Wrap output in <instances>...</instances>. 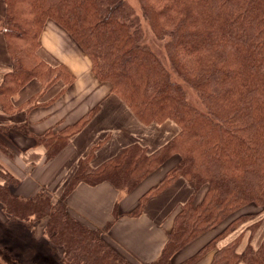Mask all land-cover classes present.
Wrapping results in <instances>:
<instances>
[{
	"label": "trees",
	"instance_id": "16d2710c",
	"mask_svg": "<svg viewBox=\"0 0 264 264\" xmlns=\"http://www.w3.org/2000/svg\"><path fill=\"white\" fill-rule=\"evenodd\" d=\"M138 1L142 15L128 0H4L0 31L13 64L0 84L4 111L19 108L12 97L33 77L45 88L61 77L71 82L65 67H51L37 54L40 33L52 19L90 55L97 77L110 81L113 92L142 122L172 119L179 126L178 133L153 152L135 143L98 166L91 164L92 155L81 159L55 201L44 189L33 197L17 195L19 179L1 172L5 182L0 183V205L7 220L26 223L47 217L44 235L58 264H138L109 240L112 221L86 226L71 216L66 197L79 183L106 181L129 191L177 155V162L130 213L141 214L149 199L179 177L193 189L174 216L160 256L145 264H173L175 253L226 220L225 227L178 264H196L211 250V264H264V239L258 248L249 241L239 251L246 231L219 246L257 215L241 212L243 207L255 203L264 209V0ZM143 18L163 42L162 54L148 43ZM189 88L204 109L190 100ZM95 111L58 132L33 134L26 124L19 127L53 157ZM5 127L0 125V133ZM0 147L7 150L1 137ZM200 190L205 193L195 201ZM260 223L255 219L247 227L250 236ZM32 228L27 227L31 234ZM0 264L21 263L0 243Z\"/></svg>",
	"mask_w": 264,
	"mask_h": 264
},
{
	"label": "crops",
	"instance_id": "0c3cea01",
	"mask_svg": "<svg viewBox=\"0 0 264 264\" xmlns=\"http://www.w3.org/2000/svg\"><path fill=\"white\" fill-rule=\"evenodd\" d=\"M4 13L5 3L0 0V15ZM37 54L51 67H65L72 80L68 82L61 77L45 88L40 79L33 77L12 97L13 104L19 108L6 112L0 105V125H6L0 137L7 149L0 147V183L5 182L1 172L12 173L20 180L17 187L19 195L33 197L45 187L56 199L81 159L92 155L91 164L98 166L120 149L135 143L153 152L178 133L179 126L172 119L149 125L141 122L122 97L113 92L111 82L97 77L90 55L52 19L47 20L40 33ZM12 67L5 35L0 32V84ZM29 100L30 103H27ZM93 109L96 111L88 122L51 159L47 158L45 146L37 144L32 134H25L19 127L26 124L33 134L58 132L79 122ZM169 160L175 164L178 156H171L165 163ZM160 167L126 192L106 181L96 185L79 183L67 197L69 213L90 228L102 227L112 221L108 236L113 244L138 264L155 261L168 240L174 216L193 195L187 180L179 177L160 194L149 199L141 214H130L140 196L167 172L168 168L161 174ZM199 194L196 195L198 200L203 196ZM116 207L118 216L114 214ZM254 207L249 204L241 209V212L255 211L257 215L220 241L219 246L243 231L246 232L239 251L244 250L249 241L256 248L261 245L264 239V210ZM255 219H261V223L250 236L247 227ZM222 225L207 231L175 253L172 263L178 264L194 254L220 231ZM213 255L214 250L207 252L196 264H211Z\"/></svg>",
	"mask_w": 264,
	"mask_h": 264
},
{
	"label": "rangeland",
	"instance_id": "374dc122",
	"mask_svg": "<svg viewBox=\"0 0 264 264\" xmlns=\"http://www.w3.org/2000/svg\"><path fill=\"white\" fill-rule=\"evenodd\" d=\"M128 2L136 9V11L139 15H142V11H141L140 4H139L138 0H128ZM142 17L143 16H141V18ZM142 22H143V26H145L144 27L145 32L147 33V36H148V40H147L148 43L151 45V47H153L160 54H162L164 52L163 42L158 41L155 38L153 32L149 28V24L147 23V21L144 18L142 19ZM0 32H3V31L1 30ZM188 90H189L188 94H189L190 100L194 104H196L198 107H200L201 109H204L205 106L202 104L197 93L194 90H192L191 88H189ZM165 120H167V119H165ZM165 120H163V121H165ZM163 121L151 122V123H144L143 122V123L149 125V124H153V123H162ZM55 156H53V157H55ZM53 157H49L47 154V158L51 159ZM173 164H174L173 160H171V161L169 160L167 163L163 164L160 167V169H162V171L160 173L162 174L167 168L169 169ZM74 173L69 178V181L72 178V176L74 175ZM69 181L64 185L63 190L66 187V185L69 183ZM19 184H20V180H19ZM18 186H16L14 189V191L16 192L17 195H19L17 193V187ZM42 189L47 191V193L51 196L53 201L60 199V196L62 195V192H63V190H62L60 196L58 198L56 197V199H54L52 194L45 187ZM121 191L126 192V190H121ZM199 192H200L199 195H202V194L204 195L205 190H200L196 194H198ZM19 196H21V195H19ZM21 197H23V196H21ZM67 197H66V203H67ZM195 201H199V200L197 198H195ZM251 204L253 206L257 207L259 210V207L255 203H251ZM2 210L3 209L0 205V243L7 247L8 251L10 252V254L13 257H15L17 262H19L21 264H58V262L56 261V259L54 258V256L50 252V248L48 246L47 238L44 235L45 225H46V222L48 220L47 217L40 218V219H37V218L31 219V221H27L25 223L19 219H15V218H13V220L12 219L7 220L8 216H7L6 212L4 210L3 211ZM262 210H264V209H262ZM116 211H118L117 207L115 208L114 214H116ZM250 212H255V211H250ZM226 221H228V220H226ZM226 221L223 222L222 228L225 227V225L227 223ZM29 226L34 227V228H32V231L34 232L33 234H31V232L27 229V227H29ZM58 252L60 255H62L61 249H59Z\"/></svg>",
	"mask_w": 264,
	"mask_h": 264
}]
</instances>
